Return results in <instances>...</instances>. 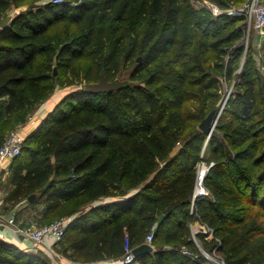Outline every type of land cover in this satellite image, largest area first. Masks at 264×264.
I'll use <instances>...</instances> for the list:
<instances>
[{"label":"trees","instance_id":"16d2710c","mask_svg":"<svg viewBox=\"0 0 264 264\" xmlns=\"http://www.w3.org/2000/svg\"><path fill=\"white\" fill-rule=\"evenodd\" d=\"M28 1L33 0H0V22L14 3ZM182 12L180 0H43L0 30V144L5 129L46 102L55 83L76 88L25 138L22 153L11 163L6 198L13 206L44 203L45 218L74 205L73 220L57 244L74 262L121 258L127 234L136 248L156 226V249L139 257L138 264H204L180 249L195 247L190 221L197 214L220 240L205 241L206 247L223 253L225 264H264V216L241 212L247 193L264 180V170L254 178L264 163L257 79L244 77L242 106L228 109L229 122L221 116L210 137L200 128L182 141L184 93L170 96L160 83L188 81L195 97L216 103L222 96L220 76L230 80L234 74L232 64L205 66L211 34L182 32ZM127 23L133 27L130 42ZM173 48V58L159 63ZM138 53L143 57L136 62ZM134 62V84L112 92L86 91L103 74L108 82H118L122 69ZM251 114L261 118L246 136L234 123ZM232 133L237 138L231 139ZM244 136L257 138L263 151L252 162L251 147L245 149L237 154L239 164L231 161L226 142L239 145ZM207 140L214 162L205 177L210 197L198 200L192 213L196 166ZM52 176L56 181L47 185ZM96 201L101 204L94 206ZM50 259L43 251L32 254L0 240V264H51Z\"/></svg>","mask_w":264,"mask_h":264},{"label":"rangeland","instance_id":"374dc122","mask_svg":"<svg viewBox=\"0 0 264 264\" xmlns=\"http://www.w3.org/2000/svg\"><path fill=\"white\" fill-rule=\"evenodd\" d=\"M180 1L183 8V12L181 15V21L183 22L182 32H193L202 36L205 32L209 31L211 34V37H209L207 40L211 44L212 48L205 56V66H211L216 69L218 64L222 65L224 63H227L232 64L234 68V74L230 80H227L222 75L220 76L222 80V96L216 103L212 102L211 100H199L197 97H195V95H193L192 93V90L195 88L191 84H189L188 81H186L184 84H181V81L177 79L167 78L163 81V83H160V85L165 86L166 93L170 96H174L178 92L184 93L185 101L179 109V111L183 114V135L181 140L183 141V139H188L195 132L199 131V124L201 123L202 119L206 118L215 108H219L220 110L219 120L221 116L225 115L227 116L225 118V121L229 122L231 120L232 113L228 111V109L231 110L236 106H238L239 108L242 106V99L238 96L239 93H242L244 90L243 87H240V84L244 82V77L246 75L257 79V97L262 108L261 115L264 116V40H261L259 36H257V33L255 32L251 24H249L244 15L239 12V8L242 7L245 2L242 4L240 2L243 0ZM42 2L43 0H33L20 4L14 3L10 10L4 15L1 22L7 21V25H9L12 20L16 18L20 13L35 10L37 6L42 4ZM209 5L217 6L221 10V13L217 16L214 15L210 10ZM124 28L128 37L127 42L132 41L134 38L133 27H130V25L127 23ZM0 30H2L1 25ZM195 43H198V39L195 41ZM175 49L176 48H173L172 52L163 55L160 58L159 63L166 62L167 60L172 59ZM142 57L143 55L141 53H138L136 62H138L139 59L141 60ZM134 65L135 62L122 69L118 77V82L122 84H134V82L130 79ZM75 89V86H67L66 84H62L61 82L55 83V89L53 90L51 95L46 98V102H44L42 105H38L20 121L13 123V125L11 124V126L5 129L3 141L0 145L2 146L7 138L11 135L20 134L24 138H27V136H29V134H31V132L37 126L36 124L39 123L40 119L43 117H40L41 114H39V110L43 108V110L45 109L48 113L64 95ZM259 118H261V116L256 117L255 114H251L247 116L246 119L236 120L234 124L236 128H243L248 133L246 136H249V134L251 133V129H253L252 123ZM33 120H35L36 124L33 123ZM216 128L217 127H215V130ZM234 138L237 137L234 133H232L231 139ZM220 139L222 141H226L223 133L220 134ZM242 140L245 141L239 145H235L234 143H232V140L226 142V146L228 147V151L230 152L231 161H236L240 162L239 164H243L242 160L240 161L239 159H237V154L244 151L245 149H250V147V151L252 153L248 157V161L253 162L254 160H259V156L263 151V149L261 150L263 146L259 144L258 139L255 137H248L247 139H245L244 136ZM207 143L208 140L206 141L201 153V161L196 166L197 180H199L200 178L202 167H208V174L210 168L212 167L211 164L214 163L210 159L212 156V149H210V147L209 149H206ZM182 145L183 143H181L179 146L181 147ZM243 166L244 165H242V167ZM10 168L11 165L9 166V170ZM263 170L264 163L255 170L254 178L257 179L259 174ZM9 176L10 173H7L3 177V179L0 180V192L5 193V195H2L0 198L3 203L2 208H4L3 210L1 209L3 212L1 214H6L11 209L16 210V220L19 226L39 227L53 220H55L54 222H56L60 219L73 218L72 213L74 211L72 210L76 208L74 205H68L64 210L59 211L53 216H48V218H45L44 213H46L45 211L47 206L44 203L40 204L39 207L29 205V203H22L23 205L18 204L16 206H13L12 203H8L6 201V198L11 188L9 185ZM52 181H56L53 176L50 178L47 185ZM241 181L242 180H239V182ZM256 183V187L251 188V192L247 193L248 195L245 199L246 202L244 201V203L241 205L242 208H244L241 210V212H243L242 214H244L242 216L244 217H248L250 214L264 216V209L261 208V204L264 203V180H257ZM249 194H253V196L249 197ZM36 197H38L39 199L41 198L39 197V194H37ZM252 201L255 203L251 204ZM92 204L96 206L101 204V201H96ZM90 205L91 203L89 204V206ZM19 213H21L20 220H18ZM199 220L200 219L198 218L197 214L194 215L193 219L190 221V227L194 228L195 233H197L200 229L208 230V233L200 234V236H198V239H196L200 243L201 247L197 246L196 244L194 248L185 247L187 250L189 249V251L193 253L194 257L190 255L189 256L193 259L199 258L200 260L205 261L204 264H225L223 253L215 250L211 252V250H209L206 247L207 245L204 243L205 241H215L220 244V240L211 235L212 233L208 225L200 224ZM207 235H209V240H206L205 238ZM191 239L194 243L196 242L193 233ZM182 246L185 245L182 244ZM63 247L64 246H57L56 253L63 255ZM121 259L122 257L115 258L116 263L120 264ZM111 261H114V258L113 260H109V258H106L96 264H108V262ZM50 262L51 264H55L54 260L52 259H50Z\"/></svg>","mask_w":264,"mask_h":264},{"label":"built area","instance_id":"2783aa9c","mask_svg":"<svg viewBox=\"0 0 264 264\" xmlns=\"http://www.w3.org/2000/svg\"><path fill=\"white\" fill-rule=\"evenodd\" d=\"M58 1L60 0H55V2ZM209 7L214 15L217 16L221 13V10L217 6L209 5ZM239 12L243 14L247 22L251 24L257 33V36H259L261 40H264V0H247L242 5V7L239 8ZM33 123L36 124L35 120H33ZM24 141L25 138L22 135L15 134L9 136L4 144L0 147V180L3 179L7 173H9V166L22 153ZM212 165L213 164H211V166ZM205 177L204 180H196V185L192 196V211H194L198 200L210 197V191L205 186ZM2 195H5V193L0 192V198ZM2 204L3 203L0 199V240L7 241L5 230H12L15 235H19L23 238V241L20 243L28 245V252L31 251L30 253L36 254L39 251H43L47 255L54 257V260L57 257L56 246L64 238L68 229V225L73 219H60L54 223L41 225L39 227H21L16 220V210L11 209L6 214H1L3 213L2 210L4 209L2 208ZM209 229L211 230V235L214 236V230L210 227ZM192 231L195 236V244L200 246V243L196 239H198L200 234L208 233V230L200 229L197 233H195V230L192 227ZM155 232L156 226H154L151 232L148 234L146 243L152 244ZM205 238L206 240H209V235H207ZM134 250L135 247L132 246L130 236L127 234L124 255L122 256L120 264H138L139 258L135 255ZM185 253L194 257L193 253L187 249L185 250ZM70 264H73V261H71ZM112 264L117 263L115 261Z\"/></svg>","mask_w":264,"mask_h":264},{"label":"water","instance_id":"95a60500","mask_svg":"<svg viewBox=\"0 0 264 264\" xmlns=\"http://www.w3.org/2000/svg\"><path fill=\"white\" fill-rule=\"evenodd\" d=\"M0 25L2 29L6 28L7 21L0 22ZM123 86L124 85L120 82H108L106 80L105 75L103 74L100 82L87 84L85 86V89L87 92H91V93H105V92H112V91L120 90L121 88H123ZM219 113H220V110H217V109L213 110L200 124L201 130L207 135H209V137L213 134L215 130L218 119L220 117ZM32 198L33 196L31 197V199ZM153 251H154V248L151 244L144 243L136 247L134 250V253L139 258L143 256L144 254L152 253Z\"/></svg>","mask_w":264,"mask_h":264},{"label":"crops","instance_id":"0c3cea01","mask_svg":"<svg viewBox=\"0 0 264 264\" xmlns=\"http://www.w3.org/2000/svg\"><path fill=\"white\" fill-rule=\"evenodd\" d=\"M39 114H41L40 115V117H42V116H45L46 114H47V112H46V110L44 109L43 110V108H41L40 110H39ZM21 205H23V204H21ZM200 222V221H199ZM200 224H202V222H200ZM203 225V224H202ZM191 231H192V228H191ZM192 233H193V231H192ZM5 236H6V238H7V241L8 242H11V243H14V244H17V245H19L20 247H22L23 249H25V250H27V246L28 245H26V244H21L20 242H22L23 240V238L21 237V236H19V235H15L14 234V232L12 231V230H9V229H7V230H5ZM145 243H146V240H145ZM152 245V244H151ZM153 246V245H152ZM185 247H187V248H190L189 246H187V245H185V246H181V251L185 254V255H187L186 253H185V250H186V248ZM154 248V247H153ZM154 249H156V248H154ZM189 250V249H188ZM31 252V251H30ZM188 257H190L189 255H187ZM52 260H53V258L54 257H51V256H49ZM190 258H192V257H190ZM71 261L72 260H70V259H68L67 257H65L64 255H62V254H59V253H57V257L54 259V262H55V264H70L71 263ZM115 262V260L114 261H111V262H108V264H112V263H114ZM73 264H80V262H74L73 261ZM82 264H85V263H82ZM89 264H96V263H89Z\"/></svg>","mask_w":264,"mask_h":264},{"label":"bare ground","instance_id":"6f19581e","mask_svg":"<svg viewBox=\"0 0 264 264\" xmlns=\"http://www.w3.org/2000/svg\"><path fill=\"white\" fill-rule=\"evenodd\" d=\"M206 174H207V167H202L199 180H204V177L206 176Z\"/></svg>","mask_w":264,"mask_h":264}]
</instances>
